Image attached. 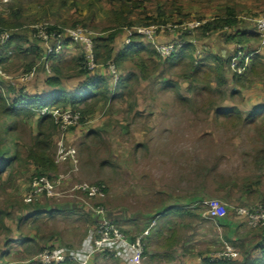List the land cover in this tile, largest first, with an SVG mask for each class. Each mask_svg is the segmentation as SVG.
Here are the masks:
<instances>
[{"label": "rangeland", "instance_id": "obj_1", "mask_svg": "<svg viewBox=\"0 0 264 264\" xmlns=\"http://www.w3.org/2000/svg\"><path fill=\"white\" fill-rule=\"evenodd\" d=\"M58 2L9 0L4 3L0 0V15L10 22L22 24L21 27L9 30L2 28L5 32L0 33V43L13 33H26V36L29 35L27 38L32 40L34 33L30 27L37 29L44 25L63 24L66 28H74L73 22L85 18L89 21L87 17L93 19L88 30L94 35H105L102 29L109 16L105 0H64L65 5L59 9ZM181 3L185 17H176L167 24L153 22L154 25H169L155 31V44L169 42L177 35L176 39L205 47L204 55H218L215 51L222 48L230 55L229 65L224 68L227 81L225 88L233 89V69L242 59L239 52L234 53L233 46L224 43L225 29L203 33L200 27L217 14L220 7L233 5L240 20L238 28H250L253 25L251 20L264 14V0H207L203 4L182 0ZM145 7L149 17L154 19L155 6L147 4ZM15 12L21 15L14 16ZM233 29L231 33L236 27ZM19 41H22L23 50L30 43ZM248 44L250 47L264 48V39L259 37L250 40ZM150 46L153 47V44ZM73 47L76 54L82 53L78 44H73ZM154 50L157 53L156 48ZM8 55L10 59L7 58L6 65L0 68L5 75L1 80L3 86H11L15 93L41 92L45 88V74L39 68L41 60L28 54ZM153 60L157 63L158 58ZM146 64L149 73H153L150 80L133 83L123 97L113 99L108 106L100 102L82 121L70 124L65 130L58 125L56 130L47 131L53 167L44 176H62L61 185L52 195H34L31 192L30 183L35 175V164L31 163L27 155L28 150L34 148L33 139L38 131L35 121H28L19 127L20 139L15 141L21 150V159L0 176V253L7 244L10 252L6 261L41 264L37 257L44 248H78L88 231L97 223L98 216L93 212L96 206L102 207L106 217L117 224L127 238L132 239L149 227L161 206L173 204L189 212L190 206L183 203L196 202L193 208L197 210H192L193 214L186 220L180 217V224L177 225L181 226L176 227L175 231L180 233L186 243L191 239L187 237L188 231L198 233L190 224L201 221L206 238L204 243L189 247L179 242L181 246L176 249L161 248L160 241L157 242L158 239L152 235L155 232L153 226L144 237H152L151 243H148V239L143 242L145 247L147 244L155 247L153 257L158 258L160 263L168 262L166 253L176 256L178 260H183L182 257L193 258L198 252L213 257L222 251L224 241L232 243L238 251L232 237L226 236L225 229L217 220L207 221L199 217L197 213L203 209V201L192 197L221 201L226 207L224 217L232 218L243 235L257 229L249 228L245 219L237 216L235 209L264 207V172L259 171L264 167L259 163H264V152H259L263 144L261 131L264 128L242 126L235 122H217L213 111L216 104L223 103L236 108L241 114L254 106L264 105V67L255 75L250 74L237 95L220 100L216 96L206 95L204 91L203 96L188 92V84L176 74L166 71V68H153L149 62ZM30 65L31 70L28 69ZM99 69L109 76L107 69ZM171 71L178 73L179 68ZM74 72L75 68L70 66L65 73ZM166 80L175 82L178 94L185 99L179 98L176 91L164 89L163 82ZM63 81L68 87L76 84L74 78ZM211 85L214 86L213 83ZM10 95L13 96V93ZM208 101L214 104L208 105ZM258 125L263 124L258 122ZM60 143L75 149L74 165L69 161L56 162L55 155ZM78 184L100 185L102 191L92 197L70 191ZM240 196H244L242 201L238 200ZM35 207L43 209L45 214L37 217V222H25L18 230V218L22 217L23 212L34 210ZM49 209L59 212L48 214ZM161 217L155 218V222L160 223ZM167 231L171 232L170 229ZM15 236L21 239L30 236L34 239L32 243L20 245L11 240ZM91 264L120 263L111 256L95 254Z\"/></svg>", "mask_w": 264, "mask_h": 264}, {"label": "trees", "instance_id": "obj_2", "mask_svg": "<svg viewBox=\"0 0 264 264\" xmlns=\"http://www.w3.org/2000/svg\"><path fill=\"white\" fill-rule=\"evenodd\" d=\"M105 1V6L107 7L106 9L109 16L106 19V26L102 29L105 35H95L92 39L94 61L96 65H102L105 68L108 63H111L115 66L118 72L122 71V69L128 68V72H126L124 76L119 73L118 80L112 88L110 86V82H112L110 76L103 79L89 76L90 71L86 67V61L83 53L74 58L71 64H64L62 60L57 58L59 55L53 53L48 54L45 51V57L51 62V73L46 76L44 82L45 85L50 88H57L55 92L52 91L50 95L43 98L40 96H29L22 91L15 93L11 86L5 88L0 80V176L11 169L13 164L21 159V150L15 141L20 139L18 134L19 127L28 121L36 122L38 132L33 139L34 148H30L28 150L27 157L32 164H35L34 176L45 175L47 171L53 167V161L50 154L51 147L48 143L49 132L47 131H54L59 125L56 117L52 113L54 111L63 112L66 110L78 112L80 114L79 121H82L85 115H88L92 108L100 102L108 106V103H110L113 99L123 97L125 95L124 92L133 83L149 80L153 74L149 73L148 66L146 64L147 62H149L153 68L164 66L166 71L176 74L179 79L188 84L186 89L188 92H193L195 95L203 96L202 91H204L206 95L216 96L220 100L226 96L231 98L237 95L243 84L248 81L250 74L253 76L257 71L263 70L264 64L261 63L260 55L255 54L251 57V65L249 68H246L245 66V58L241 57L242 59L237 62L232 73L234 88L229 90L225 88L227 81L224 77V68L229 65L230 58H223L213 53L206 54L203 57H197L194 55V47L191 42L185 44L184 47L172 53L165 59H160L158 53H156L154 48L148 43H146L148 45L147 48L143 46V43H131L122 50L114 51L112 47L114 36L123 29H129L133 26L135 28L147 27L154 25L153 22L167 24L176 17L183 18L185 16L182 12V0ZM206 1L207 0H190L193 4H203ZM147 4L155 6L154 11L156 13V17L154 19L149 17V12L145 9ZM90 8L92 7L90 6ZM220 8L221 9L217 14L213 15L211 19L209 18L210 20H206L201 25L200 29L203 33L212 30L216 31L236 27V30L233 33L224 34V39L226 43L233 42L241 47L248 44L250 40H256L259 38V35L254 31L253 25L247 29L238 28V22L240 20L238 19L233 5H223ZM19 15H21L19 12H15L14 14V16ZM87 18L89 21L85 18L80 21L73 22L72 27L80 25L79 27L87 28L90 26L89 23L93 22L91 17ZM179 22L181 21H178V23ZM21 25V23L16 21L10 22L0 15V33L5 32L3 29L9 30L21 27ZM64 26L65 25L63 24L48 25V28L46 29L47 31L55 30L61 32L66 28ZM30 30L33 31V35L36 37V30L34 28H30ZM20 38L21 35H17L16 33L11 34L5 41H3L2 44H0V51L1 49L7 50V48H9L15 40L16 53H28L33 55L36 59H40L44 56L39 46L32 42H30L28 47L23 50L21 46L22 41H19ZM141 39L146 42L142 36L140 40ZM26 40H23V42L26 43ZM136 48H139L140 50ZM145 56H149L150 58L147 59ZM153 58H158L157 63H155ZM6 61L7 57L5 59L0 58V68L5 65L4 63ZM211 62H213V64H211ZM70 66L75 68V72L72 74L65 73ZM30 67L31 65L28 69ZM174 68H179V72L176 73L171 71ZM241 69H243V71H240ZM73 77H85L86 80L73 92H66L61 88H58L60 87L62 80ZM211 83L214 84L213 87ZM163 87L164 89H170L172 92L176 91V95L179 96V98L184 99V97H180L178 94L176 89L177 84L175 82L166 80L163 82ZM115 90L118 92L121 90V92L114 93ZM227 92L228 94H226ZM11 93H13V97H11ZM213 104L214 103H212V101H208V105ZM223 104H216L214 111L216 113L215 118L217 122H235L236 124H240L242 126L264 128V105L254 106L250 110L241 114L240 111L234 107L221 109ZM80 106L82 107L80 108ZM43 110H45V112L42 113ZM218 114L223 116V120L217 118L219 116ZM258 122L263 125L259 126ZM261 132L263 144L259 152H264V129ZM255 161L257 162L256 158ZM259 163L264 166V163H261L260 161ZM40 209L41 208L39 207L34 208V210ZM18 221H20V218H18ZM19 225L20 224L17 225L18 230L20 229ZM260 228L264 229V227ZM145 239H148V237L144 238V240ZM174 240L175 236L171 234L164 241V244L166 245L165 248H171L174 244ZM144 254H146L145 247ZM208 264H234V262L233 260L213 262L208 259ZM238 264H264V247L259 257H244Z\"/></svg>", "mask_w": 264, "mask_h": 264}, {"label": "built area", "instance_id": "obj_3", "mask_svg": "<svg viewBox=\"0 0 264 264\" xmlns=\"http://www.w3.org/2000/svg\"><path fill=\"white\" fill-rule=\"evenodd\" d=\"M9 0H1V2H8ZM254 31L260 38L264 39V14L259 15L253 21ZM169 25H150L147 27H136L137 34L148 44H153L156 48L158 55L165 59L172 53L176 52L183 47L184 41L181 39L171 40L163 44H155V31L159 28H165ZM172 28V25H170ZM47 25L42 27H35L36 38L46 43V53L60 55L63 48V41L78 44L81 47V51L84 54L86 61V67L89 71L96 68L94 61L93 42L92 39L95 36L88 28L74 27L65 28L61 32L59 31H47ZM154 48V49H155ZM238 55L241 56L239 53ZM242 57V56H241ZM107 74L111 77L112 83H116L118 80V71L115 66L108 63L106 66ZM0 69V80L4 77ZM45 110L42 111V113ZM57 120H59V128L65 130L70 124H73L79 120L80 114L78 112H71L70 110L58 113L54 111L52 113ZM56 162L65 163L71 162L73 165L76 163V152L74 148L66 147L60 143L56 152ZM62 176H56L49 178L47 176H34L31 180L30 187L31 192L34 195L45 194L47 196L54 194L56 188L62 183ZM70 191H77L78 193L86 194L89 197L96 196L102 191L100 185H74ZM203 209L200 215L209 220H217L223 218L226 213V207L221 201L217 199H207L202 202ZM93 212L98 216L95 227L88 231L86 237L82 240L80 246L76 249H65L62 247L56 248H44L38 254V260L41 264H61L65 262H72L74 264H91L93 256L95 254L108 255L117 260L120 264H144L146 255L144 254V237L148 235L151 225L143 231L139 236L127 238L120 230V228L113 221L106 217L105 210L96 206ZM237 216L245 219V222L249 228L264 227V207L257 206L254 209H248L244 207H237L235 209ZM235 246L232 243L223 242V249L221 252L216 253L209 259L213 262L216 261H230L233 260L236 255Z\"/></svg>", "mask_w": 264, "mask_h": 264}, {"label": "crops", "instance_id": "obj_4", "mask_svg": "<svg viewBox=\"0 0 264 264\" xmlns=\"http://www.w3.org/2000/svg\"><path fill=\"white\" fill-rule=\"evenodd\" d=\"M63 5H65L64 4V0H59L58 9L60 7H63ZM73 5L75 6V4H73ZM79 5L80 4H78L77 6H79ZM233 30H234L233 28L225 29L224 33L225 34H229V33H231L230 31H233ZM219 32H221V30ZM27 36H29V35H27ZM27 36H26V33L25 34L22 33L20 40H26L27 39L26 41H29V42H32V43L38 45L39 48L42 51V54H44V56L40 58L41 67H39L40 70H42V72L45 74L44 79H43V81H44L46 76L50 75V73H51V71H50L51 62L49 60H47V58L45 57L46 43H44L42 41H39L37 39H33L34 38L33 34H32V40L27 38ZM175 36L177 38V35H175ZM140 38H141V36L138 35L135 32V27L134 26L132 28H129V29H123L122 31H120L119 33H117L114 36V39H113V42H112L113 50L114 51L122 50L124 47L128 46L131 43H134V44L143 43V46H145L147 48L148 45L146 44V42H144L142 39L140 40ZM176 38H173V40H175ZM224 38H225V35H224ZM65 40L66 39L62 40L64 42L63 43L62 52H61V55H59V57H57V58L59 60H62L64 62V64H71L73 59L78 57L79 54H76L73 51V48H74L73 44H71V43H69V42H67ZM2 41H5V40L3 39ZM1 43H3V42H1ZM187 43H190V42L185 41L184 45L187 44ZM224 43L227 44V46H229V45L233 46L232 49L234 50V53L237 51V53L239 52L241 54V56L243 58H245V66H246V68L250 67V65H251V57L254 56L255 54H258V55L261 56V59H260L261 63L264 62V48L263 47H262L263 49L262 48H258V46L254 48V47H250L249 44L248 45L245 44L244 46L241 47L240 45L235 44L233 42L226 43L225 39H224ZM192 44H193V47H194L193 48L194 55L197 56V57H203L204 54H205V53L203 54V49L205 47L204 48L203 47H197L196 43H192ZM184 45H183V47H184ZM136 49L140 50L139 48H136ZM3 51H2V49L0 51V58H2V59H5L6 57L9 58L10 56L8 55V53L12 54L13 56L20 55V54L16 53L15 40L12 43V45H10L9 48H7V50L4 49ZM13 52H14V54H13ZM215 52H217L216 54H218L220 57L230 58V55L228 56V54L225 53V51L222 48H219L218 51H215ZM200 53L203 54V55H200ZM26 54H28V53H26ZM30 55L31 54H28V56H30ZM28 56H26V57H28ZM231 56H233V55H231ZM10 58H12V57H10ZM4 64L6 65V62ZM160 67L162 69L164 68V66L163 67L160 66ZM99 68H103V66L102 65H97L96 68L93 71H90L89 76H91V77L93 76L95 78H102V79L108 77ZM124 71H125V69H122V71H119L118 74L120 73L121 75L124 76V74H125ZM224 75H225V73H224ZM152 76L150 77V79L152 78ZM73 78L76 80V84L73 87L66 86L63 83L64 81L62 80L61 81V85L58 88H61L63 91H66V92H73L79 87L80 84H82L86 80L85 77H73ZM43 83H44L43 86L45 88L41 92H39V93H31V94L25 93V94H27L29 96H40V97L43 98V97H46V96L50 95V93L52 91H54V92L56 91L57 88H50V87L45 85V82H43ZM115 84L116 83L110 82V86L112 88L115 86ZM119 92H121V90ZM119 92L117 90L114 91V93H119ZM11 97H13V96H11ZM184 99H185V97H184ZM228 107H231V106L226 105V103H224L221 106V109L222 108L223 109L224 108H228ZM223 112H224V110H223ZM213 113H214V117H215L216 116L215 111H213ZM218 115H219L217 117L218 119H223L222 118L223 116L221 114H218ZM250 156L251 155H249V157ZM253 159H254V156H253ZM258 167H262V166H258ZM259 171L264 172V168H260ZM245 185H247V184H245ZM192 198L197 199L198 201L207 200V198H204V197L199 198L197 196L196 197H192ZM242 199H244V196L243 197L242 196L238 197L239 201H242ZM195 203H188V202L183 203V204H187V205L190 206L191 209H189V212L183 210L185 208L177 207V206H174L173 204H171V205L165 204L164 206L160 207V212L156 214L155 218L161 217L160 215H164V216L161 217L160 223H156L155 222V218H154V220L151 222V224L153 223V225L150 224L151 225L150 229L153 226H155L154 229H153V230H155V232L152 235H153V237L158 239L157 242L160 241L159 246H161V248L162 247L163 248L166 247V245L164 244V241L171 234H173L175 236V240H174L173 246L171 248H169V249H173V248L176 249V248L181 246L179 244V242L183 243L184 241L182 240V238L180 236V233L178 231L177 232L175 231V228L181 226V225H177V224H180L179 223L181 221L180 217H184V219L186 220L188 216H191L193 214L192 212H194V211H192V210H197V209L193 208V206H195ZM49 211H51V213L53 211H54V213L59 212L57 210L55 211V210L49 209L48 212H47L48 214H50ZM44 212L45 211L43 209L33 210V211H25V212L22 213L23 214L22 217H19L20 221H18L17 225L20 224L19 227H21L22 224H24L27 221H29L30 223L37 222L36 221L38 219L37 217L42 216V214H45ZM197 214L203 220L209 221V219L203 218L200 215V213H197ZM210 221H213V220H210ZM217 221L225 229L226 236L227 237H232L231 239H232L233 243L236 245V247L238 249V251L236 250V255H235L234 259H233L234 264L240 263L243 260L244 257L257 258V257H259L261 255L262 249L264 247V229L257 228V229L251 230L249 232L244 231L246 233L243 235L242 233L239 232L241 229L239 230V227L237 226L236 222L233 221L232 218L224 217V218L217 219ZM190 226L195 227V229L197 230L198 233L188 231L187 237H188V239L189 238H191V239L188 242H186V243L184 242L185 243L184 245L185 246L189 245V247H193V246L196 247V246H199V245L201 246V244H203L205 239H206L205 238V233H204V230H203L204 228H203V225H202L201 221H199L198 223L197 222H193V223L190 224ZM169 229H170L171 232L167 231ZM161 238H163L164 241ZM33 239H31L30 236H25L22 239L20 237L18 238V236H15L11 240L17 241L15 244L25 245V244H28V242L32 243L31 240H33ZM151 239H152V237L148 238V243L149 244L151 243ZM148 246H149V248H148ZM154 248H152V246L148 245V244H147V247H145V251H146L145 255H146L147 258H146L144 264H208L209 256H206V254L203 255L202 252H198V254L195 257H193V258L192 257L191 258H183L182 257L183 260H178V258L176 256H173L171 254L169 255L168 253H166L165 257L167 258L166 261H168V262L167 263H164V262L160 263V260L158 258L156 259V258L153 257V255H155V253H156L154 251ZM188 249H191V248H188ZM9 252H10V249H9V247L6 244V246L3 248V251L0 253V264H16L15 260L6 261L7 257L9 256Z\"/></svg>", "mask_w": 264, "mask_h": 264}]
</instances>
